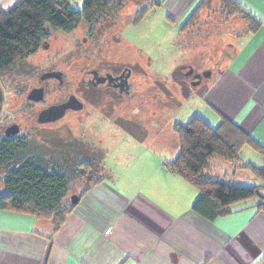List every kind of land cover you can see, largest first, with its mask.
<instances>
[{
    "label": "crops",
    "instance_id": "crops-1",
    "mask_svg": "<svg viewBox=\"0 0 264 264\" xmlns=\"http://www.w3.org/2000/svg\"><path fill=\"white\" fill-rule=\"evenodd\" d=\"M197 1L166 0L161 7L179 20L204 0ZM234 1L261 24L237 35V46L203 96L205 110L199 116L213 128L223 118L232 120L264 146V0ZM17 2L0 0V7ZM172 130L178 136L175 126ZM142 149L159 157L152 166L134 164L138 188L133 194L106 186L110 177H103L56 233L51 221L0 210V264H264V211L255 201L236 203L230 214L210 222L192 210L199 190L167 168L179 147L165 159L163 146ZM219 158H213L211 174L249 178Z\"/></svg>",
    "mask_w": 264,
    "mask_h": 264
},
{
    "label": "rangeland",
    "instance_id": "rangeland-1",
    "mask_svg": "<svg viewBox=\"0 0 264 264\" xmlns=\"http://www.w3.org/2000/svg\"><path fill=\"white\" fill-rule=\"evenodd\" d=\"M141 1L129 0L122 10L112 12L110 18L97 27L99 31L106 33L105 40L92 42L85 26L70 35L52 33L48 40L49 51H59L63 56H68L70 51L83 54L82 51L96 48L102 52L100 57L105 55L112 61L123 59L126 62L135 60L140 63L144 73L138 79L137 96L132 100L124 99L115 115H112L114 112L109 108L106 110L111 114L108 119L96 110L88 113L85 103L82 112L68 115L59 124L47 129V136L58 133L63 141L72 139L77 142L76 146L86 144L85 156L93 155L89 153V149L105 153L106 157L101 160L100 165L103 167L102 178L108 175L110 177L106 179V186L123 190L127 195L133 194L138 188L133 178L134 170H131L134 164L152 166L150 163L156 159L154 156L159 157L155 151L147 152L142 147L145 144L146 147L154 144L155 149L159 145L163 146L161 157L170 158L175 147H179L180 152L179 137L172 130L175 124L186 125L194 116L203 112V96L211 86L212 79H205L196 88L191 85L184 88L181 82L183 72L190 69L199 73L211 70L217 75L233 53L231 49L237 46V35L247 29L241 16L226 17L216 0L214 7L211 5V15L202 14L185 32L180 30L195 8L192 5L179 20L171 19L170 12L165 7H158L150 10L141 22L133 24L132 18L140 9ZM83 3V0H70V5L77 10H81ZM40 57L41 53L34 57V62ZM85 57L87 55L77 62L79 69L82 62L87 63ZM182 67L187 68L181 70ZM9 76L8 71H5L0 74V79ZM81 76L82 73L79 72L75 77L80 79ZM24 87L29 89L27 85ZM17 90L9 84L4 85L5 111L12 103L20 106L23 95L17 93ZM240 158L243 163L264 166L263 157L253 148L243 150ZM236 172H244L249 178L237 176L230 179L229 183L242 187L261 184L250 172ZM82 185L83 183L76 182L69 196L76 193V188L81 190ZM3 192L0 176V194Z\"/></svg>",
    "mask_w": 264,
    "mask_h": 264
},
{
    "label": "trees",
    "instance_id": "trees-1",
    "mask_svg": "<svg viewBox=\"0 0 264 264\" xmlns=\"http://www.w3.org/2000/svg\"><path fill=\"white\" fill-rule=\"evenodd\" d=\"M83 1L81 10L74 9L70 0H18L10 8L0 7V73L35 54L52 33L70 35L82 26L97 29L112 12H119L129 3V0ZM165 1L142 0L132 23L138 24L150 10L161 7ZM211 1L204 0L180 32L187 31L202 14L211 15ZM217 1L226 17L241 16L248 32L259 28V20L238 2ZM175 130L180 152L167 163V168L199 190L192 207L194 213L214 222L230 214L232 205L250 200L256 202L258 210L264 211V166L243 163L240 158L242 149L249 146L264 159L263 145L226 118L213 128L196 115L186 125L175 124ZM85 149V145L71 144L53 158L39 144L24 140L0 145V176L4 187L0 194V210L51 221L52 233H56L75 208L69 197L72 186L76 182L83 183L81 190L76 188L81 198L103 179L100 163L105 153L89 149L93 154L90 157L85 156ZM214 157L225 160L234 171L250 172L261 184L242 187L229 183L233 178L211 174Z\"/></svg>",
    "mask_w": 264,
    "mask_h": 264
},
{
    "label": "flooded vegetation",
    "instance_id": "flooded-vegetation-1",
    "mask_svg": "<svg viewBox=\"0 0 264 264\" xmlns=\"http://www.w3.org/2000/svg\"><path fill=\"white\" fill-rule=\"evenodd\" d=\"M87 34L94 43L106 38V33L99 31L98 28L87 29ZM40 49L45 51H39ZM40 49L32 56L18 61L12 69L8 70L9 78L0 79V145L24 140L27 143L39 144L45 148L49 156L54 158L59 153H63V147L74 145L77 142L72 139L63 141L58 133L47 136L48 127L59 124L68 115L82 112L85 109V103L88 106V113L90 110H96L108 119L111 117V114L106 112L109 108L112 110L111 112H114L112 115H115V111L124 102V99L136 98L138 79L143 76L144 72H142L139 62L135 60L126 62L123 59L112 61L105 55L100 57L102 52L96 48L82 51L83 54L78 51H70L68 56H63L59 51H49L50 43L47 40L41 44ZM40 53V59L34 62V57ZM84 55H87L85 58L88 64L82 62L79 69L77 62ZM186 68L182 67L181 70ZM79 72L82 73V76L77 79L75 76ZM215 75L211 70L199 73L190 69L183 72L181 82L184 88L187 85L196 88L201 86L207 78L213 80ZM7 84L14 87L15 90L18 88L19 90L16 92L23 96H21L20 106H15L12 103L5 111L6 98L3 88ZM24 85L29 86V89ZM73 88L74 91H72ZM36 90H41L39 95H32V92ZM30 95H32V99H30ZM72 97H76L83 104L82 110L69 109L64 118L60 120L40 122L39 118L43 111L54 106H61ZM13 126H17L18 133L13 134L10 131ZM83 145L86 144L80 146ZM72 157L73 155H70L71 159ZM73 196H77V194L71 195V197Z\"/></svg>",
    "mask_w": 264,
    "mask_h": 264
},
{
    "label": "water",
    "instance_id": "water-1",
    "mask_svg": "<svg viewBox=\"0 0 264 264\" xmlns=\"http://www.w3.org/2000/svg\"><path fill=\"white\" fill-rule=\"evenodd\" d=\"M40 92L41 90H36L35 92H32V95H39ZM32 95H30V99H32ZM83 107V104L76 97H72L67 103L61 106H54L43 111L39 120L42 123L54 122L64 118L67 110L73 109L75 111H80ZM10 131L13 132V134L18 133L17 126H13ZM79 201L80 198L78 196H73L71 198V202L74 206L78 205Z\"/></svg>",
    "mask_w": 264,
    "mask_h": 264
}]
</instances>
